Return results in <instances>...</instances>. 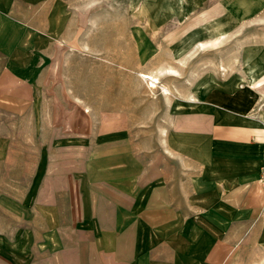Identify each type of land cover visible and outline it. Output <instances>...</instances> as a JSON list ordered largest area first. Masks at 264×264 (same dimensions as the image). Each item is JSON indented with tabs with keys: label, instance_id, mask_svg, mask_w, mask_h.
I'll use <instances>...</instances> for the list:
<instances>
[{
	"label": "rangeland",
	"instance_id": "rangeland-1",
	"mask_svg": "<svg viewBox=\"0 0 264 264\" xmlns=\"http://www.w3.org/2000/svg\"><path fill=\"white\" fill-rule=\"evenodd\" d=\"M252 127L264 129V0H0V264H74L58 239L74 186L47 185L53 165L78 172L96 151L141 188L144 264H264ZM248 133L262 147L248 186H175ZM160 168L172 182L146 185Z\"/></svg>",
	"mask_w": 264,
	"mask_h": 264
},
{
	"label": "crops",
	"instance_id": "crops-1",
	"mask_svg": "<svg viewBox=\"0 0 264 264\" xmlns=\"http://www.w3.org/2000/svg\"><path fill=\"white\" fill-rule=\"evenodd\" d=\"M254 130L261 135L264 129ZM233 138L224 141L229 145L222 146L221 154L216 151L211 156L208 153L205 174L185 177L182 174L175 178V186H248L261 167L262 147L252 141L250 133L243 140ZM109 155L115 154L111 152ZM76 160L78 172L68 173L70 168L65 169L64 163L62 166L58 163L57 168L53 165L54 184L47 185L74 186L72 192H76L72 198L70 224L63 226L58 238L64 252L78 254L74 264H144L150 247L144 239L150 238L148 219L152 218L144 215L142 205L146 201L141 188L138 190L136 186L133 170L129 171L123 164L111 162L104 166L102 162L98 163V151L89 156L80 152ZM150 175L143 178L146 185L167 186L172 182L161 168L153 173L154 176ZM69 190L71 192L70 187ZM155 219L157 224L165 221L161 215ZM143 225L145 229L147 226L146 231ZM154 234L157 236L158 232Z\"/></svg>",
	"mask_w": 264,
	"mask_h": 264
},
{
	"label": "bare ground",
	"instance_id": "bare-ground-1",
	"mask_svg": "<svg viewBox=\"0 0 264 264\" xmlns=\"http://www.w3.org/2000/svg\"><path fill=\"white\" fill-rule=\"evenodd\" d=\"M224 68V67H223ZM142 73V72H141ZM142 75V77H145V78H149V76L150 75H148V74H141ZM156 76V75H155ZM152 78H153V76H152ZM151 79V78H150ZM156 82H158V77H154V79H151V82H150V85L151 86H155L156 84ZM149 83V82H148ZM156 87V86H155ZM163 88L165 89V91L167 90V87L166 86H163Z\"/></svg>",
	"mask_w": 264,
	"mask_h": 264
}]
</instances>
